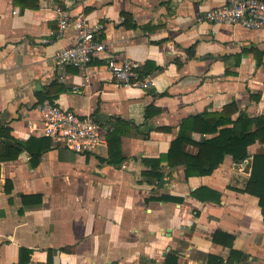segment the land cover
I'll return each instance as SVG.
<instances>
[{"label": "crops", "instance_id": "1", "mask_svg": "<svg viewBox=\"0 0 264 264\" xmlns=\"http://www.w3.org/2000/svg\"><path fill=\"white\" fill-rule=\"evenodd\" d=\"M29 1L0 0V126L40 141L29 146L40 151L34 166L25 148L0 160V264L18 263L20 248L21 264H264L259 197L244 191L263 142L207 175L155 162L189 115L233 104V118L264 116V26L207 21L225 0ZM57 9L102 26L105 49L84 68L54 62L76 39L72 28L57 36ZM109 56L138 60L150 85L114 84ZM47 103L92 115L103 142L85 152L46 143L36 106ZM200 187L219 197L193 196Z\"/></svg>", "mask_w": 264, "mask_h": 264}, {"label": "trees", "instance_id": "2", "mask_svg": "<svg viewBox=\"0 0 264 264\" xmlns=\"http://www.w3.org/2000/svg\"><path fill=\"white\" fill-rule=\"evenodd\" d=\"M20 7L36 6L29 0H13ZM235 105L227 104L220 110L208 111L189 115L183 118L176 136L172 139L170 147L166 153L160 154L155 162L166 161L169 166L182 165L184 176H199L210 174L224 159L230 155L234 161H243L247 157V147L256 140L264 143V116L249 117L240 113L235 118ZM208 135L200 140H194L191 133ZM112 135V134H111ZM113 138V139H112ZM116 135L107 138L110 150L116 151ZM47 143L49 138L42 136ZM47 139V140H45ZM36 138L20 140L11 134V128L7 125L0 126V160H9L17 157L22 148L31 153V165H36L40 151L30 149L31 144H38ZM186 145H195L198 149L196 154H191L185 149ZM111 152V153H112ZM153 165V171L147 172L150 177H158L160 173L156 171L158 165ZM145 173V172H144ZM206 195H201L202 192ZM244 191L255 194L259 197V203L264 219V153L253 155L251 174L245 184ZM192 195L205 201L217 199L219 192L206 187H200L192 191ZM23 202L27 203L28 198L22 196ZM36 201H39L36 200ZM20 248L19 261L23 263Z\"/></svg>", "mask_w": 264, "mask_h": 264}, {"label": "built area", "instance_id": "3", "mask_svg": "<svg viewBox=\"0 0 264 264\" xmlns=\"http://www.w3.org/2000/svg\"><path fill=\"white\" fill-rule=\"evenodd\" d=\"M56 11L57 36L63 35L68 28H72L76 39L73 45L57 50L54 62L61 70L68 66L84 68L105 49L104 41L99 38L102 26L90 24L84 17L71 19L62 9ZM204 17L213 23L240 25L252 29L262 28L264 0H225L222 4L209 8ZM139 67V61L133 58L118 59L109 56L106 59V68L110 73L111 81L116 85L148 87L151 79L141 80ZM36 110L40 114L42 123L40 135L50 138L55 144L77 152H85L95 150L104 140L103 128L90 114L80 115L57 103L37 105ZM220 264L231 263L223 261Z\"/></svg>", "mask_w": 264, "mask_h": 264}]
</instances>
